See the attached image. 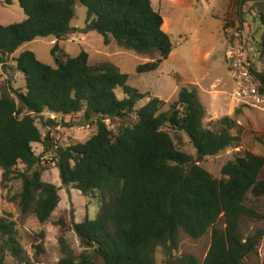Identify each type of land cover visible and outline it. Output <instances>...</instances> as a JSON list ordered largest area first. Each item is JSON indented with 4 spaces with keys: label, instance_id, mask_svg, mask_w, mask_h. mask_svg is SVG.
Listing matches in <instances>:
<instances>
[{
    "label": "trees",
    "instance_id": "16d2710c",
    "mask_svg": "<svg viewBox=\"0 0 264 264\" xmlns=\"http://www.w3.org/2000/svg\"><path fill=\"white\" fill-rule=\"evenodd\" d=\"M253 0H240V8ZM26 20L14 25L0 24V64L7 68L9 58L20 48L39 39L54 38L58 68L38 60L33 52L23 53L16 70L25 77L26 92L11 83L0 90V168L4 182L21 180L19 194L23 214L33 213L40 223L51 222L59 229L62 253L59 264H157L161 248L168 264H199L193 256L175 262L183 232L194 240L212 230L211 246L203 264H245L264 237V231L245 237L243 220L261 219L249 206V196L264 198V158L244 152L222 169L216 179L201 164L230 148H239L241 139L233 134L235 122L224 118L218 130L204 126L205 107L195 90L182 88L178 102L164 112L165 102L152 98L136 110L146 95L128 86V75L111 62L91 65L89 54L60 56V44L72 38L76 7L88 10L89 31L115 42L126 51L152 62L138 67L139 74L158 71L174 51L164 30V19L152 0H18ZM260 13L264 25V0ZM225 25V31L227 32ZM225 32V33H226ZM261 60L253 67L264 95V42ZM123 89L120 101L116 91ZM17 98V100H16ZM45 113L52 130L58 118L83 115L84 126L95 125L96 133L86 142L70 147L52 144L37 126ZM136 114L135 125H125L117 133L107 122L115 123ZM170 131L186 134L196 149V158L181 151ZM43 145L53 152L65 187L83 196L97 198L100 215L73 224L69 213L54 217L61 203L59 188L43 182V156L33 149ZM224 218L225 228L217 224ZM75 231L85 251L76 256L67 240ZM0 232L11 239L8 247L18 264H28L14 242L11 225L0 222ZM39 253L43 249L38 247ZM172 261V262H171ZM0 264H8L3 256ZM264 264V263H263Z\"/></svg>",
    "mask_w": 264,
    "mask_h": 264
},
{
    "label": "rangeland",
    "instance_id": "374dc122",
    "mask_svg": "<svg viewBox=\"0 0 264 264\" xmlns=\"http://www.w3.org/2000/svg\"><path fill=\"white\" fill-rule=\"evenodd\" d=\"M239 1L152 0L154 9L160 12L165 21L164 30L170 36L174 46L169 59L156 72L139 74L138 67L154 61L157 57L147 58L137 55L126 51L115 42L108 46L102 35L89 31L88 10L82 5H77L76 18L72 23L77 32L67 42L60 44L59 55L78 57L85 51L89 54L91 65L103 62L115 64L122 73L128 75V86L146 95L144 101L137 105L136 110L144 107L152 98H159L165 102L163 111L169 112L171 106L178 102L182 88L195 90L207 111L204 126L218 130V122L224 118H230L236 124L233 134L241 139L239 148L227 149L217 156L206 158L201 164V167L214 178L222 179L223 167L244 152H251L264 158V104L254 107L251 101H239L234 98L238 82L231 74L224 44L228 35L226 33L225 36V25L227 31L232 27L247 26L257 41L264 42V27L256 28L254 31L251 29L257 19H260L262 23L260 13L263 12V0H253L241 8ZM24 20L26 15L18 0H0L1 25H14ZM57 44L54 38L36 40L24 45L12 55L6 69L0 64L2 68H0V90L9 82L15 90L25 94V77L16 70V60L25 52H33L42 63L58 68L52 55ZM259 70L264 71V61L260 63ZM116 95L120 101L126 98L123 89H118ZM82 116L59 117L57 119L59 125L50 130L46 123L50 118L55 119L56 116L45 113L38 118L37 126L43 136L54 139L52 141L54 146L66 148L84 143L96 133L95 125L84 126ZM137 122V115L132 114L124 120L115 123L108 121L107 124L114 135H117L121 127L135 125ZM169 132L181 151L196 158V149L186 134L170 130ZM33 149L38 156H43L41 164L44 170L43 182L59 188L61 203L54 217L67 212L74 225L86 219L96 220L100 215L101 201L65 187L60 170L54 161V153H44L45 147L38 144H35ZM22 185L21 180L4 182L3 170L0 168V222L12 226L13 240L21 248L22 255L28 264H59L63 257L57 239L59 229L51 222L40 223L33 213L23 214L19 199ZM249 206L254 208L262 218L243 220L242 232L245 237L264 231V198L256 199L250 195ZM217 227L225 228L223 217L220 218ZM211 235L212 230H209L204 238L194 240L181 232L179 248L172 261L175 262L184 256H193L199 260V264H203L210 250ZM67 240L77 257L85 251L75 231L67 235ZM9 242L11 239L0 232V257L3 256L8 264H18L8 247ZM38 247L43 249L42 253H39ZM155 258L157 264H168L169 259L161 248L157 249ZM96 263L102 264V261L98 259ZM263 263L264 237L256 254L245 261V264Z\"/></svg>",
    "mask_w": 264,
    "mask_h": 264
},
{
    "label": "built area",
    "instance_id": "2783aa9c",
    "mask_svg": "<svg viewBox=\"0 0 264 264\" xmlns=\"http://www.w3.org/2000/svg\"><path fill=\"white\" fill-rule=\"evenodd\" d=\"M225 38V56L231 74L238 82L234 98L239 101H251L254 107L264 104V95L253 67L261 60V43L251 34L249 27L230 28Z\"/></svg>",
    "mask_w": 264,
    "mask_h": 264
},
{
    "label": "crops",
    "instance_id": "0c3cea01",
    "mask_svg": "<svg viewBox=\"0 0 264 264\" xmlns=\"http://www.w3.org/2000/svg\"><path fill=\"white\" fill-rule=\"evenodd\" d=\"M231 14H229V16H230ZM228 19V18H227ZM252 21V20H251ZM165 22V21H164ZM224 26V25H223ZM250 26V25H249ZM264 27V25L262 24V23H260V19H257V21L254 23V26L251 28L253 31L254 30H256V28L258 29V28H263ZM225 36H226V33H225ZM224 44H225V42H224ZM24 47V46H23ZM21 49V48H20ZM19 51V50H18ZM0 68H1V65H0ZM2 69V68H1Z\"/></svg>",
    "mask_w": 264,
    "mask_h": 264
}]
</instances>
